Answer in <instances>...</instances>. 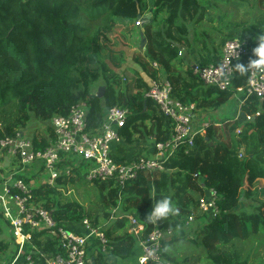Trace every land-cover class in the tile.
Masks as SVG:
<instances>
[{
    "label": "trees",
    "instance_id": "16d2710c",
    "mask_svg": "<svg viewBox=\"0 0 264 264\" xmlns=\"http://www.w3.org/2000/svg\"><path fill=\"white\" fill-rule=\"evenodd\" d=\"M212 8L215 6H207L201 0H152L151 3L147 0H0V114L3 115L0 140L18 130L25 131L31 122H39L41 127L37 129H43L31 131L28 135L37 149H44L54 140L52 118L59 114L66 115L72 105L87 102V131L90 132L101 127L110 108L119 106L127 108L129 112L123 128L125 132L147 115L152 119V129L156 133L150 145L144 143L142 146L126 140L114 148V160L128 163L150 154L156 141L170 136L167 118L158 105L146 97L150 79L158 76L169 79L173 86V97L185 104L194 103L198 109H218L229 102L234 105L235 101L231 99L237 98L236 89L246 84L247 73H235L232 86L221 91L200 82L193 74L192 65L179 56L182 50L191 49V36L197 35L195 28L192 31L190 26L200 23L202 16ZM149 11L151 17L145 22L142 17ZM161 14L164 16L161 17ZM101 17L109 18L122 27L120 36L126 43L137 44L132 61L139 69H124L129 84L122 86L118 73L104 62H99V50L94 45L96 36L88 37L86 20L94 21ZM139 19L141 25L136 26ZM241 26H244L241 34L233 33L223 38L217 46L211 37L210 43H204L209 36L201 32L206 40L203 41L204 55L200 56L199 65L218 63L222 52L219 48L227 39L233 38L243 39L248 44V54L237 62L246 65L256 44L253 37L264 32V18L257 23ZM96 35H99V30ZM143 38L144 48L141 47ZM87 62H95L97 66L90 67ZM154 62L158 69L151 65ZM99 80L105 86L102 98H98L94 91V85ZM230 110L232 112L220 118L219 126H211L204 136L196 137L195 147L189 155L179 152L166 162L165 171L141 173L123 186L113 181L88 182L85 178L87 163L82 161L78 164L76 157L64 160L62 155L58 169L63 174L53 185L43 182L46 176L42 173L41 162L29 166L16 178H22L27 184L36 179L39 184L32 183V202L52 211L58 226L79 234L83 233L81 222L88 217L87 210L79 200L66 196L70 188L67 192L64 188L88 183L98 189L108 207L115 211L117 221L113 227L105 231L102 229L108 240L106 253H101V248L98 251L97 242H94L97 247L92 248L97 252L89 254L93 256L94 264H120L119 260L126 261L135 247L140 246V241L147 239L154 229L164 232L161 260H149L146 264H185V261L170 255L167 245L180 239L177 237L185 235L194 226L195 219L187 224L188 219L199 211L200 197L211 188H215L219 194L220 211L215 218L199 211L201 220L198 225L203 236L200 238L202 243L191 239L196 242L195 245L206 244L205 248L210 249L213 242L230 245L235 240L246 239L250 230L264 234V211L260 210L264 207V184L254 191L245 189L247 181H264V100L252 96L244 106L243 115L255 114L258 110L261 113L250 121L245 119V115L243 119L233 120L232 105ZM199 121L204 122L202 118ZM237 129L240 130L239 135ZM201 146L221 148L220 153L218 151L209 161L206 160L208 166L204 171L201 165L204 160L198 153ZM37 166L38 172H34ZM218 166L223 169L222 175H209L210 167L216 171ZM68 168L70 175H65ZM0 171L3 172L1 168ZM162 196L170 197L178 211L174 215L152 220L149 218L151 209ZM244 196L262 202L256 212L237 211ZM129 216L143 227L137 235L129 231L133 228ZM1 224L8 228L0 213V234ZM92 225L97 227L94 222ZM168 231H172V234L168 235ZM9 235L8 241L0 239V261L13 259L17 253V247ZM32 238V243L38 249L35 255L44 254L43 261L53 255H64L58 241L45 230L34 231ZM92 241L88 252L92 250ZM30 248L27 246L26 251ZM224 257L229 264H251L248 259L242 258L233 245L229 246Z\"/></svg>",
    "mask_w": 264,
    "mask_h": 264
},
{
    "label": "built area",
    "instance_id": "2783aa9c",
    "mask_svg": "<svg viewBox=\"0 0 264 264\" xmlns=\"http://www.w3.org/2000/svg\"><path fill=\"white\" fill-rule=\"evenodd\" d=\"M136 26L141 25V20L136 21ZM248 54V44L239 38L227 39L222 46V53L218 63L202 66L192 65L193 74L205 86H214L221 91L228 90L234 80L235 73L232 67ZM151 65L158 69L157 63ZM247 82L236 89V95H245L247 98L256 96L264 100V69L252 68L247 72ZM173 86L169 79L158 76L150 79L146 97L152 99L159 107L160 112L168 120L170 136L154 143L150 154L140 156L128 163H118L113 158L114 148L121 144L122 130L128 121V109L114 106L110 108L101 127L94 132L87 131L88 104L81 101L71 106L66 115H56L51 120L54 131V140L44 149H37L25 131L18 130L13 135L0 140V158H7L11 167L0 171V213L8 223L9 233L17 247V253L13 259H3L0 264H91L88 253L89 243L97 242L101 250H105L108 243L105 232L99 227H93L88 218L81 222L83 233L58 226L53 218L52 211L42 204L32 202V183L39 184L35 179L31 184L24 182L22 178H16L29 166L41 162L45 181L50 185L63 174L58 169V164L64 156V160H72L73 157L87 163L86 180L113 181L120 186L132 181L141 173H151L166 170V162L175 158L179 152L189 155L195 147V139L202 135L210 126L203 123L199 127L194 126L193 117L195 105L185 104L172 95ZM244 102V101H243ZM240 101V105L243 104ZM261 113L246 114L245 119L250 121L259 117ZM239 135L240 130H236ZM75 160V159H74ZM42 164L40 166L42 167ZM38 172V166L34 170ZM70 175V168L65 172ZM219 194L215 188H211L200 197L198 209L201 213L215 218L219 214ZM135 235L143 229L136 220L129 216ZM194 220L191 215L187 224ZM45 230L52 235L64 251L63 254L45 258L44 254L35 255L38 250L32 243L34 231ZM168 235L172 231L167 232ZM164 239V232L154 229L147 239L140 241L142 255L138 258V264H146L149 260L159 262L161 260L160 247ZM30 246L27 252L26 247Z\"/></svg>",
    "mask_w": 264,
    "mask_h": 264
},
{
    "label": "rangeland",
    "instance_id": "374dc122",
    "mask_svg": "<svg viewBox=\"0 0 264 264\" xmlns=\"http://www.w3.org/2000/svg\"><path fill=\"white\" fill-rule=\"evenodd\" d=\"M152 0H147L151 3ZM203 4L207 6L214 5L215 8L209 9L206 15L200 19L201 23H197L193 26L197 35L192 34L194 42L201 49L203 41L206 40V36H209L204 43H210V37L214 41V45L217 46L221 43L222 39L230 36L231 34H241V25H250L251 23H257L264 18V0H201ZM164 14H161L163 17ZM210 16V21L208 17ZM85 26L89 29L88 37L93 38L96 36L94 45L99 50V62H104L107 66L113 69L120 76V84L126 85L130 83L124 69H139L132 61V54L134 50H137V44L131 45L126 43L120 36V32L123 30L122 27L113 23L109 18L105 19L101 17L94 21L86 20ZM99 30V35H96ZM116 30V32H114ZM204 33L201 34V32ZM208 33V34H207ZM108 35V36H107ZM197 36V38H195ZM221 48V49H220ZM219 48L222 51V46ZM222 53V52H221ZM87 62L90 67H96L95 62ZM247 64V63H246ZM141 73V72H140ZM144 75V73H142ZM147 79V77H146ZM149 81V80H148ZM100 87H105L104 82L99 80L94 85V91H98ZM130 87V86H129ZM3 115L0 114V121ZM39 126V122H31L30 126L25 129L26 133L36 131ZM152 119L149 116L144 115L140 118V121L134 125L136 130V139L139 140L140 144L143 141L150 142L154 136L152 129ZM135 137V136H134ZM199 155L203 160H210V149L201 146L198 150ZM9 160L7 158L0 159V168L6 170L8 167ZM214 162V161H212ZM210 175V172H209ZM218 175V176H216ZM220 172H212V177H219ZM226 180V179H222ZM264 181H247L245 189L248 191H254L260 185H263ZM70 188V191H69ZM64 191L67 192L66 196L76 198L81 202L85 210H87V218L91 223L97 224V227L104 231L113 225L117 221V217L114 210H111L106 204L105 200L100 196L98 189L92 184L85 183L80 187H65ZM70 194V195H69ZM263 197H259L262 199ZM264 202V201H262ZM262 202L254 200L252 197L244 196L241 198L239 206L237 207L238 212L245 211L247 213L256 212L257 207ZM264 211V207H261ZM200 212L197 211L194 215L195 224L189 229L185 235L178 236V240L173 241L167 245V249L171 256H175L178 260L185 261V264H229L228 260L224 257V253L229 249L230 245L240 251L242 258L249 260L251 264H264V234L260 231L254 233L252 230L249 232V236L246 239H239L231 242L230 245L222 244L220 241L211 243L210 249H206L203 245H195V241H191L194 238L197 242L202 243L200 239L203 234L201 227L198 225L201 217ZM93 226V225H92ZM248 227L249 224L247 225ZM95 227V226H93ZM2 233L0 239L8 241L10 240L9 231L4 224H1ZM131 231V229H129ZM185 237V238H181ZM236 246V247H235ZM90 253V251H89ZM142 255L139 246H136L131 256L124 262L119 260L120 264H138V258ZM180 264H184L180 263Z\"/></svg>",
    "mask_w": 264,
    "mask_h": 264
},
{
    "label": "crops",
    "instance_id": "0c3cea01",
    "mask_svg": "<svg viewBox=\"0 0 264 264\" xmlns=\"http://www.w3.org/2000/svg\"><path fill=\"white\" fill-rule=\"evenodd\" d=\"M200 23H201V21H200ZM190 29L193 31V26H190ZM204 31V30H203ZM192 38H191V43H192V47H191V49L189 50V51H187V50H182L181 52H180V54H179V56L180 57H184L185 58V63H189V64H191V65H195V64H199L200 63V59H201V55L203 56L204 55V48H203V45L204 44H202L200 47H201V49L198 47V45L194 42V37L193 36H191ZM208 43V42H207ZM201 64V63H200ZM184 68H185V66H183ZM161 77H163V76H161ZM235 96H237V98H235L234 100L233 99H231V101L232 102H234V105L233 104H231V102H229V103H226V104H224L223 106H221V108L219 107L218 109H210V110H202V109H198V108H196V106H195V110H194V117H193V123H194V126H200L201 124H203V123H208V121H210V126L209 127H211V126H219L220 125V123H221V121H220V118L224 115V114H227L228 112H232V110H230V106L232 105L233 106V120H240V119H243V116L244 115H246L247 113H244V115H243V112H244V106L245 105H247L249 102H250V98L251 97H249V98H247V96H245V95H235ZM238 100V101H237ZM240 101L241 102H243V104L242 105H240L241 103H240ZM194 104V103H193ZM195 105V104H194ZM259 111V110H258ZM260 112V111H259ZM203 119V121L204 122H200L199 121V119ZM206 118V120H204ZM217 120V121H216ZM208 127V128H209ZM208 128H206L205 130H204V132L202 133V136H204L205 135V133H206V130L208 129ZM135 133H136V130H134V128H133V126L131 127V128H129L128 130L126 129V132L123 130L122 131V139H123V141L122 142H124V141H126V140H128L129 142H131V143H140L139 142V140H137L136 139V137H137V135H135ZM155 132H154V136L151 138V141L150 142H146V141H143L140 145H142V146H144V143H146L147 145L149 144H151V143H153V141L155 140ZM135 136V137H134ZM212 146V143H210V147ZM220 150H221V148H219V147H215V148H211L210 149V157L211 156H214L218 151H219V153H220ZM208 164V162L206 161V160H204L203 161V163L201 164L202 165V169H203V171H204V169H206V167L208 166L207 165ZM203 166H205V168H203ZM6 167H8V169L11 167V165H10V163L8 162V165L6 166ZM215 170H216V172H221V174L220 175H222V168L221 167H216L215 168ZM212 171H214L213 170V168H211L210 167V174L212 173ZM205 173V176H206V172H204ZM216 176H218V175H216ZM94 242H96V241H92V243L94 244H92V245H90L91 246V249L92 250H90V252L91 253H96L97 251H95V250H93V248L94 247H97V246H95V243ZM93 247V248H92ZM139 248H141L140 246H139ZM99 247H98V251H99ZM101 250V249H100ZM141 250V249H140ZM107 251L106 250H101V253H106ZM89 253V252H88ZM90 254V253H89ZM93 256H91L90 255V258H92ZM112 258V257H111Z\"/></svg>",
    "mask_w": 264,
    "mask_h": 264
},
{
    "label": "clouds",
    "instance_id": "9594fccd",
    "mask_svg": "<svg viewBox=\"0 0 264 264\" xmlns=\"http://www.w3.org/2000/svg\"><path fill=\"white\" fill-rule=\"evenodd\" d=\"M256 41L255 46L252 48V55L248 60V63H237L232 67V70L236 74H245L250 69H264V32L253 37ZM178 209L175 207L170 197L162 196L157 199L151 209L149 218L152 220H159L169 215H174Z\"/></svg>",
    "mask_w": 264,
    "mask_h": 264
},
{
    "label": "water",
    "instance_id": "95a60500",
    "mask_svg": "<svg viewBox=\"0 0 264 264\" xmlns=\"http://www.w3.org/2000/svg\"><path fill=\"white\" fill-rule=\"evenodd\" d=\"M151 17V11H149V13L148 14H146V15H144L143 17H142V19L145 21V22H147L148 20H149V18ZM143 36V34L141 33V37ZM144 42H145V39L143 38L142 40H141V47L142 48H144ZM104 91H105V87H100L99 89H98V91H97V97L98 98H102L103 96H104ZM207 139V138H206ZM90 263L91 264H94V258L92 257L91 258V260H90Z\"/></svg>",
    "mask_w": 264,
    "mask_h": 264
}]
</instances>
